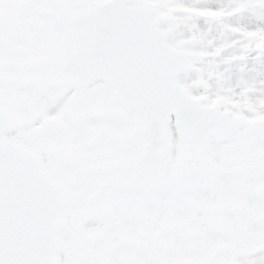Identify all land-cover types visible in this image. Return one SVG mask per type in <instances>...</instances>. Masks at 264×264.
I'll return each mask as SVG.
<instances>
[{"label":"snow or ice","instance_id":"1","mask_svg":"<svg viewBox=\"0 0 264 264\" xmlns=\"http://www.w3.org/2000/svg\"><path fill=\"white\" fill-rule=\"evenodd\" d=\"M0 264H264V0H0Z\"/></svg>","mask_w":264,"mask_h":264}]
</instances>
